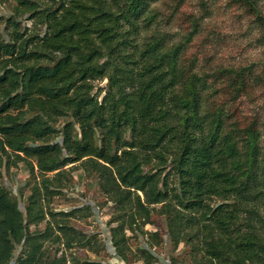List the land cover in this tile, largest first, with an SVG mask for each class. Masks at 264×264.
<instances>
[{"label": "trees", "instance_id": "obj_1", "mask_svg": "<svg viewBox=\"0 0 264 264\" xmlns=\"http://www.w3.org/2000/svg\"><path fill=\"white\" fill-rule=\"evenodd\" d=\"M14 1L12 31L0 32V177L23 162L42 178L24 211L0 183V264H67L64 254L48 258L45 244L89 243L67 222L75 212L50 211L70 165L96 178L114 204L110 232L122 260L131 252L127 232L160 237L145 231L158 212L173 246L191 247L195 264H264L257 131L231 122L212 101L209 77L184 61L198 25L170 43L155 30L149 0ZM231 1L264 29L261 0ZM222 74L244 84L238 71ZM97 80L108 82L102 101ZM61 118L72 120L58 130ZM48 216L45 231L31 232ZM139 260L157 257L142 247Z\"/></svg>", "mask_w": 264, "mask_h": 264}, {"label": "rangeland", "instance_id": "obj_2", "mask_svg": "<svg viewBox=\"0 0 264 264\" xmlns=\"http://www.w3.org/2000/svg\"><path fill=\"white\" fill-rule=\"evenodd\" d=\"M259 3L264 13V0ZM149 4L157 14L155 30L167 34V42H185L196 28L195 24L198 25L185 46L184 61L200 74L209 77L213 87L210 92L212 101L228 112L231 122L257 131L260 160L264 165V29L255 22L254 14L231 0H149ZM16 6L14 0H0L1 33H11L12 29L7 26L6 20L14 14ZM22 24L31 31L45 32V27L36 28L33 20H22ZM223 71L242 73L245 76L244 84L233 86V77L222 74ZM94 85L93 93L102 101L108 82L97 80ZM71 120L61 118L55 127L62 130ZM66 169L63 180L65 187L59 196L52 199L50 211L75 212L74 217L68 218L67 222L90 240L87 245L78 244L71 249L62 243L47 242L45 249L48 258L64 254L67 264H75L77 259L83 264H144L139 260V250L146 247L157 257L155 264H195L191 247L184 244L177 248L173 246L168 235L167 218L158 212L153 214L152 224L147 225L145 231L158 232L160 237L157 239L127 232L131 252H128L126 261L122 260L111 239L110 229L117 225L110 223L114 204L107 201L96 178L78 166L70 165ZM53 175L49 174L50 177ZM41 178L37 180L25 163L19 162L11 164L10 169L2 170L0 183L24 211L33 185ZM87 208L91 210L90 215ZM50 220L52 218L48 216L45 222L32 226L31 232L45 231ZM22 251V246L17 247L15 260Z\"/></svg>", "mask_w": 264, "mask_h": 264}]
</instances>
